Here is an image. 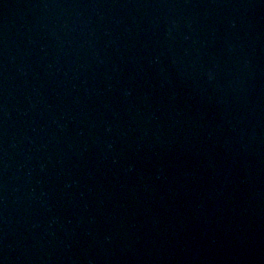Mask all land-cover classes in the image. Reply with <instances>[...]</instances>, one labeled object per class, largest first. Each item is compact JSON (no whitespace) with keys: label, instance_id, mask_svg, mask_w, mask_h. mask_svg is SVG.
Masks as SVG:
<instances>
[{"label":"water","instance_id":"1","mask_svg":"<svg viewBox=\"0 0 264 264\" xmlns=\"http://www.w3.org/2000/svg\"><path fill=\"white\" fill-rule=\"evenodd\" d=\"M0 264H264V0H0Z\"/></svg>","mask_w":264,"mask_h":264}]
</instances>
